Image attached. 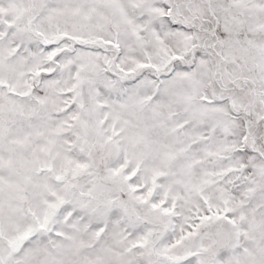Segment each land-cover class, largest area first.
Here are the masks:
<instances>
[{
  "label": "snow or ice",
  "instance_id": "snow-or-ice-1",
  "mask_svg": "<svg viewBox=\"0 0 264 264\" xmlns=\"http://www.w3.org/2000/svg\"><path fill=\"white\" fill-rule=\"evenodd\" d=\"M0 264H264V0H0Z\"/></svg>",
  "mask_w": 264,
  "mask_h": 264
}]
</instances>
